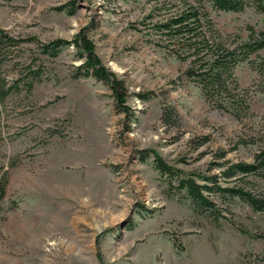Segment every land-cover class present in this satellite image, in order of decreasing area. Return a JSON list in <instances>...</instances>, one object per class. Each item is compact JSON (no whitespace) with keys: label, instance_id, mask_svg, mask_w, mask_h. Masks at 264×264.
Instances as JSON below:
<instances>
[{"label":"rangeland","instance_id":"1","mask_svg":"<svg viewBox=\"0 0 264 264\" xmlns=\"http://www.w3.org/2000/svg\"><path fill=\"white\" fill-rule=\"evenodd\" d=\"M70 1L0 0V29L13 38L0 48L8 87L0 264H264V211L206 192L215 214L196 212L176 177L138 153L152 149L181 176L216 175L221 186L264 196V169L224 181L219 167L254 162L264 150V48L205 93L186 73L184 45L156 28L190 4L233 46L264 31L258 0L238 11L207 0H75L74 14L57 9ZM77 34L122 80L128 112L104 81L75 76L85 60L76 46L42 53V44Z\"/></svg>","mask_w":264,"mask_h":264},{"label":"trees","instance_id":"2","mask_svg":"<svg viewBox=\"0 0 264 264\" xmlns=\"http://www.w3.org/2000/svg\"><path fill=\"white\" fill-rule=\"evenodd\" d=\"M188 3L187 0H183ZM212 6L223 11H238L244 5L243 0H207ZM258 11L264 13V0H258L256 3ZM188 7L179 9L173 12L167 18L163 19L156 25L159 32L168 36L170 41H180L189 52V57H192V67L187 69L186 73L194 79L202 90L208 93L214 88L224 87L226 78L231 75L232 69L240 61L246 60L248 56L255 51L264 48V31L257 33L252 32L248 40L235 44L233 46H224L219 41L220 36L212 27V23L206 12H199L198 7L187 4ZM57 9L64 10L72 15L76 12L75 0H71L64 6H59ZM30 38L27 41H32ZM13 38L8 36L0 29V48L7 41H12ZM11 44V43H10ZM73 44L77 47L79 55L84 57V62L75 67V76L89 77L93 76L98 80L104 81L110 88L116 106L123 111H127L124 106L127 92L122 80L115 77L113 72L107 71L101 65L100 60L94 54V44L83 34H77L72 40L54 39L46 44H42L41 51L50 57L58 55L60 50ZM38 72V71H36ZM35 72V73H36ZM38 76V73H36ZM31 87L32 82L28 83ZM8 90L4 87L0 80V99H2ZM141 99L147 96L137 94ZM139 159L145 161L149 155L153 156V164L155 169L161 175L176 177L177 189L184 191L190 199L193 209L196 212H205L210 215L215 214V204L207 196L206 192H217L227 194L229 196H237L247 202L255 211H264V196H255L249 191L240 186H221L218 184L217 176H181V170L169 165L162 159L154 150H140ZM221 167L220 176L227 181L236 176H246L254 174L264 169V150L255 156V161L234 162L219 164ZM200 180L201 182H199ZM6 177L0 176V211L1 201L4 198Z\"/></svg>","mask_w":264,"mask_h":264}]
</instances>
